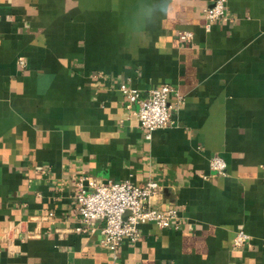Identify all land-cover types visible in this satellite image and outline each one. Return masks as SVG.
Here are the masks:
<instances>
[{"label": "crops", "instance_id": "obj_1", "mask_svg": "<svg viewBox=\"0 0 264 264\" xmlns=\"http://www.w3.org/2000/svg\"><path fill=\"white\" fill-rule=\"evenodd\" d=\"M213 2L0 0V264H264V0H225L207 29ZM121 82L175 87L149 139ZM82 173L154 179L176 218L113 250L101 220L75 229Z\"/></svg>", "mask_w": 264, "mask_h": 264}, {"label": "built area", "instance_id": "obj_2", "mask_svg": "<svg viewBox=\"0 0 264 264\" xmlns=\"http://www.w3.org/2000/svg\"><path fill=\"white\" fill-rule=\"evenodd\" d=\"M204 26L226 18L225 0L214 2L203 8ZM178 36L184 41L193 37L189 29L178 31ZM20 65L25 64L22 56L18 57ZM119 89L124 96V105L138 119L144 136L150 138L152 132L166 126L170 121L169 96L176 94L175 87L162 83L142 95L140 90L127 82L119 83ZM137 103V107L134 104ZM209 168L216 173L225 174L226 161L220 154H213L208 161ZM74 198L79 213L80 223L76 230L93 231L92 221L99 219L100 242L115 250L124 238L134 242L139 238V224L147 221L159 227H168L176 218V210L171 207L158 208L151 204L150 198L160 188L154 179H148L142 184L130 180H98L89 174H79L75 181ZM249 235L243 229H238L232 238V247L238 248L248 243Z\"/></svg>", "mask_w": 264, "mask_h": 264}, {"label": "clouds", "instance_id": "obj_3", "mask_svg": "<svg viewBox=\"0 0 264 264\" xmlns=\"http://www.w3.org/2000/svg\"><path fill=\"white\" fill-rule=\"evenodd\" d=\"M158 11L160 13V16L167 15V13L170 11L169 0H161Z\"/></svg>", "mask_w": 264, "mask_h": 264}]
</instances>
